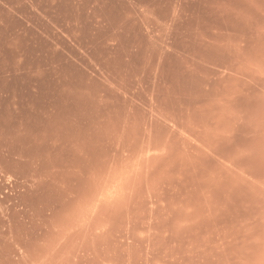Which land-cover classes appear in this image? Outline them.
Wrapping results in <instances>:
<instances>
[{
  "label": "rangeland",
  "instance_id": "1",
  "mask_svg": "<svg viewBox=\"0 0 264 264\" xmlns=\"http://www.w3.org/2000/svg\"><path fill=\"white\" fill-rule=\"evenodd\" d=\"M0 264H264V0H0Z\"/></svg>",
  "mask_w": 264,
  "mask_h": 264
},
{
  "label": "bare ground",
  "instance_id": "2",
  "mask_svg": "<svg viewBox=\"0 0 264 264\" xmlns=\"http://www.w3.org/2000/svg\"><path fill=\"white\" fill-rule=\"evenodd\" d=\"M21 26H22V25H21ZM24 32L28 34V33H29V30H28V29H24ZM11 35L13 36V34H11ZM11 35H10V36H11ZM10 36H9V39H10Z\"/></svg>",
  "mask_w": 264,
  "mask_h": 264
}]
</instances>
